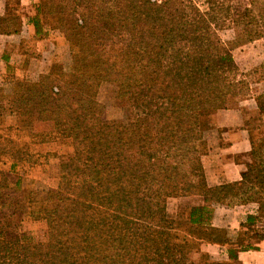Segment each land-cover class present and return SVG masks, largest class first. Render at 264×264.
Instances as JSON below:
<instances>
[{
  "label": "trees",
  "instance_id": "1",
  "mask_svg": "<svg viewBox=\"0 0 264 264\" xmlns=\"http://www.w3.org/2000/svg\"><path fill=\"white\" fill-rule=\"evenodd\" d=\"M245 1L207 0L205 12L192 0L38 1L35 33L59 31L68 60L35 81L7 71L0 118L27 120L33 143L70 139L68 171L38 208L0 201V264H186L203 244L238 250L227 251L228 261L202 254L201 264H239L237 253L257 250L264 232L250 230L254 244L233 242L218 235L211 219L214 205L255 200L262 201L258 214L240 228L264 219V133L257 143L250 136L252 163L238 182L207 186L198 151L203 118L229 108L225 85L245 84L231 52L264 39V0ZM20 28L11 11L0 17V34ZM225 28L234 36L222 43L214 32ZM103 83L115 85L129 111L125 119H106L97 99ZM185 196L201 204L190 208L180 236L165 204ZM39 219L46 224L43 243L23 230Z\"/></svg>",
  "mask_w": 264,
  "mask_h": 264
},
{
  "label": "crops",
  "instance_id": "2",
  "mask_svg": "<svg viewBox=\"0 0 264 264\" xmlns=\"http://www.w3.org/2000/svg\"><path fill=\"white\" fill-rule=\"evenodd\" d=\"M17 1L18 10H14L10 8L9 0H0V17L11 11L19 16L21 21L18 33L0 34V82L7 71L13 72L16 78L35 81L41 74H46L53 64L61 61L65 65L68 60V46L63 42V37L58 31H49L45 35L35 33L33 17L39 0ZM240 105L249 111L255 109L252 108L253 99H244ZM242 111L240 107L219 111L213 115L214 126L209 132L207 152L201 158L206 184L209 187L240 181L246 164L252 163L250 134L244 127L245 116ZM3 125L17 131L16 117L6 116ZM19 132L23 141L30 146V153L34 155L35 160L39 158V161L33 167L26 166L24 161L13 159L6 161L5 164L1 162L4 172L6 174L12 172L15 176L14 184L18 183L21 188L23 186H31L34 189L52 188L53 186H50L54 182L52 177L56 176L53 167L55 163L48 161L44 164L49 145L33 143L28 130H19ZM0 183H2L1 177ZM3 196L4 190L1 186L0 201L4 200ZM260 205L258 200L244 206L214 205L211 226L218 230L223 228L236 232L240 223L244 221L242 217L238 223L233 216L257 214ZM255 246L257 250L237 253L239 264H264V239L255 243ZM202 250L220 261H228L225 246L203 244Z\"/></svg>",
  "mask_w": 264,
  "mask_h": 264
},
{
  "label": "rangeland",
  "instance_id": "3",
  "mask_svg": "<svg viewBox=\"0 0 264 264\" xmlns=\"http://www.w3.org/2000/svg\"><path fill=\"white\" fill-rule=\"evenodd\" d=\"M192 2L199 8L200 11L205 12L207 10V0H192ZM245 0H239L240 6L245 4ZM8 4L11 6V9L18 10L17 0H9ZM15 15V13H14ZM57 31V30H56ZM59 32V31H58ZM60 33V32H59ZM61 34V33H60ZM215 36L222 42L226 43L233 39L234 32L232 29H217L214 32ZM62 35V34H61ZM63 37V35H62ZM63 42L68 46L65 38L63 37ZM232 57L234 63L237 67V80L242 78L245 82L244 85L239 86L237 81H233L229 85H225V92L228 95L229 100V108L226 110L239 109L240 107L243 109L242 114L245 116L244 127H246L250 133V136L255 143L260 139V137L264 133V125L263 121L259 114L256 105L257 97L261 101V104H264V39L259 38L248 44H245L241 47L235 48L232 52ZM53 65L63 66V63L58 62ZM52 65V66H53ZM51 66V67H52ZM18 79H20L18 77ZM247 85V88L245 87ZM243 92V95H241ZM97 99L100 104L104 107V115L109 121H119L125 119L128 115V108L123 106L117 100L115 96V85L110 83H103L99 89L97 94ZM244 99H253V106L255 108L253 111L249 109L246 110L240 104ZM223 111L211 110L209 114H207L203 118L202 127H200L201 140L199 141V157L207 152L208 143H209V132L213 128V115L216 112ZM17 128L15 130L6 128L4 124V119L0 118V163H6L11 159L18 160L23 159L30 153V146L23 141V137L19 130H28L29 123L22 117H16ZM49 151L47 152L46 158L44 160V164H47L48 161L55 163L53 164L54 169L56 170L54 177V181L50 186L52 188L45 189H34L31 186H23L14 184L15 176L11 174H6L4 172L3 167L0 164V177L3 182V190L4 196L3 199L8 203L13 205H17L16 209H21L25 205L32 206L38 208L42 201L45 198L46 191L49 189H55L59 183L63 174H66L68 171L67 160L64 158L68 155L71 150V141L70 139H56L53 142L48 143ZM34 163L36 161L34 158ZM32 159L29 161L22 160L25 162L26 166H34L35 164H31ZM41 160V159H40ZM17 169V168H16ZM28 185V184H27ZM38 201V202H34ZM201 199L197 196H185L178 198H169L166 200L165 204V213L169 216L170 220L174 228H176V232L181 236L186 233L188 230V213L192 206H196L201 204ZM260 204H262L261 200H258ZM21 207V208H20ZM261 208V205H260ZM259 208V209H260ZM13 209V208H12ZM5 214L7 211L5 209ZM258 214V213H257ZM257 214H250V216H256ZM246 216H233L236 222H240L243 217L244 224L247 222ZM242 223V222H241ZM249 231L245 229H241L240 225L236 232H230L227 229H216L218 235L226 237L233 242L244 239V244H254L256 242V238L253 235V231H262L264 232V219L260 218L255 220L253 223H250ZM23 230L26 231L28 235H30L36 242L43 243L46 241V224L43 219H39L33 222H26L23 224ZM225 246L226 252L229 249L238 250L236 245L228 244ZM202 254H207L211 260L220 261L216 257L209 255L208 253L194 252L191 251L187 254L186 264H201Z\"/></svg>",
  "mask_w": 264,
  "mask_h": 264
}]
</instances>
